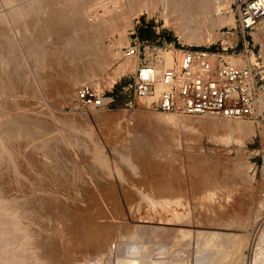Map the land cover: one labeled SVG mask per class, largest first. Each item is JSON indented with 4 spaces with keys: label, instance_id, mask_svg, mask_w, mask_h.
<instances>
[{
    "label": "bare ground",
    "instance_id": "6f19581e",
    "mask_svg": "<svg viewBox=\"0 0 264 264\" xmlns=\"http://www.w3.org/2000/svg\"><path fill=\"white\" fill-rule=\"evenodd\" d=\"M2 2L5 5L10 6L9 7L10 10L8 9L9 12H7V14L0 15V264H60L59 259H58L60 251L57 248H53L52 246H51L52 247L51 249H50V247H47L48 246V245H46L47 243L45 244L41 240V238H43V237L39 238V235H38L40 232L42 233V231L34 228L35 225L33 226V224L35 223L34 221H37V220L39 221L40 219H43V222H45V220L47 221V219H48L49 222L52 223L53 219L50 221V218L52 216L60 217L62 219L63 217H69L67 215V213L68 212L71 213V211L69 210L67 212V211L64 210V209H66V208H63V206H62L64 200L62 201L59 198V195L62 193L61 191H59V193L61 192L59 195H58V193L54 192V193H56L58 195L57 196V195H55L53 193H48V191L45 189V187H47L48 184H46V186L43 188L46 191L42 189V187L45 184L43 186L41 185L42 187L40 186V188H38L39 185H38V187L35 186V184H34L35 182L34 181L36 179L34 180L33 178L36 177V174H35L37 172L36 170L34 171L35 175L33 174L35 177L32 176V173L30 174L31 177H33V178H30V179H33V180H30V179L27 180L26 179V175L23 173L25 175L24 176L21 173L22 172L21 169H23V168L26 169L25 166L29 167L31 170L38 169V168L40 169V164H39V167L38 166L34 167L36 165H34L35 163L32 160L27 162L28 159L26 161V159L23 158L24 156L22 155V152H23L22 150H24L23 154L25 153L26 150H28V151L31 152V155L32 154L34 155L37 152L43 153V151H45V152H47V154H44L45 153L44 152L43 155L42 154L40 155V158L43 159V158H45L44 155H46V156L49 155L48 153H50L53 148H57V146L59 145L58 143H60V142H61L60 143L61 144L60 147L65 144L71 149V152H73L74 154H77V152H79V150H81V149L75 148V147H77V146H80L81 148L84 147L83 151H85V153L83 152V153L80 154V156L79 155L78 156H79V158L82 156V154H86L88 156L89 161H90L88 163L91 164V167H92L91 169H93V173H94V171L96 173H94V174L91 173L90 172L91 170L90 171L87 170V171H89L91 174H93L92 178L95 177V179L93 178L94 181L97 180V179H99V181H102V180H100V178H97V175L99 174L98 172L101 171V173L99 175H101L102 173H106L104 175H107L108 172H111V171H108L110 169V165H109L108 161L103 160L101 158V156L99 157V155H97L98 154L97 150H96V152H97L96 153L95 149H93V147H91L89 145H85V142H82L79 139L81 137V134L85 132V131L83 132V129H79L78 127H77L78 128L77 129L75 127V125H72V124H69V125H68V123L65 124V121L63 123H62V121H59L60 123H62V125H63L65 130L63 132L62 131L63 127L61 126L62 129H60L61 130L60 133L63 132L61 134L62 137L60 135L56 134L58 136V142H57V137H55V136L53 137V135H55L54 133H58V132L57 131L54 132L55 129L52 130L53 129L52 128L51 129L53 131V133H52V131L49 130V128H50L49 125H47L48 126L47 130H49L52 134H49V135L46 136L47 140L44 139V137H43L44 133L47 134L49 132V131L46 132L47 130H46V126H45L46 123H47L45 121L47 119L44 117L45 116L44 114H42L43 116H41V117H35L34 116L35 115V113H34L35 111L33 112L32 110H29V111L25 110V112H24V110H22V109H25L22 106L23 105V101H24V98H23L24 97V93L23 92H25L24 90L29 92V95H30V92H35V91H33L36 88L35 84H38L37 85L38 88H39V84H40V87L42 88V92H44L45 94H47V95L52 97L53 94H55V90H57L58 85H59L60 89H61V92H62L61 94H62L63 101L66 102V103L67 102L70 103L72 101V99L75 97L77 89L81 86V84L87 82L88 80H91L92 79L91 77L95 78V76L97 75V72L98 73H99V71L102 72L101 70H104L105 68L109 69L110 67H112L113 61H116V59H119V57L121 56V52L119 50H120L121 46H123V45H125L127 43V40H128L127 39L128 30L130 28H134L133 25H136V23H137L136 20L140 19V16L142 14H148L149 18H153L154 16L158 15L159 18H161L162 20L165 21V25L168 28L172 29L178 36L181 35V37L184 40V42L189 43V44H193V45H197V46H203V45H206V44H210L211 42H215L218 38L223 41V40H225L227 38L226 37L227 34L224 33V32L217 33L216 30L218 28L222 27V26L235 25L234 12L231 10V7H230V5L232 3H234V2H232V0H2ZM47 9H48V11H47ZM45 13L48 16H46ZM29 19L30 20L32 19L31 20L32 22ZM130 20L133 23H131ZM10 27L11 28L12 27H21V29H22L21 31L23 32V35H22L23 37L21 36L22 39H21L20 43L18 41H16V39L13 37L14 35L12 33H15V32L13 30L11 32ZM13 29H15V28H13ZM258 29H259L260 33L264 34V19L260 21V23L258 25ZM109 34H113V35L116 34L118 36V39L115 38L116 39V40H114L115 42L113 44L111 43L110 46H108L109 43H108V45H105V43H104L105 37L107 35H109ZM52 36L54 37V39H56V41L59 40L58 43H60V45H62L63 50H61V49L59 50L58 49L60 47L59 45H58L59 46L58 48L57 47L55 48V46H53V48H52L51 45L49 46V44H51V43H49L48 41H49V39ZM19 38H20V36H19ZM255 40L256 41H260L261 40L260 36L256 35L255 36ZM51 41H53V39ZM225 41H223V42H225ZM52 43H54V42H52ZM57 44L54 43V45H56V46H57ZM23 52H24V54H27L29 56L28 57L29 60L33 61V63L36 65L37 69L38 68H43L44 66L45 67L48 66L47 68H49L50 65H52V67L54 65L58 66V65H61V63L64 64V65L66 63V65H67L68 64L67 60H69L71 62V64H72V68H75V64L77 63L76 65H79V67L81 66L80 70L81 69H83V70L82 71L78 70L79 67L76 66L78 71L77 70L72 71L73 73L72 72H68L69 73L68 76H67L68 79L66 78V76H65L66 74L64 73L65 74L64 76L66 78L65 81L63 80V81H60V83H58L57 81L53 80V78H55V76H56V78L58 77L57 74H56V72L58 70L57 66H54V67H56V70L52 69V70L56 71V72L54 71L56 75H54L52 73L53 74L52 76H54V77H51V75L48 72V74H46V73L45 74L47 76L50 75V77L48 76V78H47V76H46L45 78H43V81L40 78L41 81L37 80L38 83H35L36 81L34 82V81H31V79H30L32 76L29 78L30 74H32V73L29 74L27 72V67L28 66L26 67V64L24 62L25 58L23 59V57H22V55H23L22 53ZM119 52H120V54H119ZM25 57H26V55H25ZM227 59L231 63H233V64H235V65H237L239 67H243V66H245L247 64V62L245 60H243V58H238V59L227 58ZM29 60H28V62H29ZM63 61H66V62L63 63ZM78 62L79 63L81 62V63L79 64ZM170 62H171V59H170V57H168V64ZM137 64H138V62H136V61H135V63H132L131 59H129V60L126 59L124 62H122L121 64L117 65L116 70H113L114 72L113 71L112 72L115 73L114 75H116V77L121 75V74H124V73H126V72H128L130 70L134 72L136 70V68H137ZM64 65H62V66L65 67V68H68V66H66V65L64 66ZM69 66H70L69 68H71V65H69ZM36 67L34 66V69H36ZM46 70L49 71V69H46ZM72 70H74V69H72ZM31 71H33V70H31ZM66 71H68V69ZM70 71H71V69H70ZM35 72H36V74H34L35 77L36 78L39 77L40 75L38 76V73H41V72H39V71H38V73H37V71H35ZM45 74H44V76H45ZM102 74H103V72H102ZM62 77H63V75H62ZM105 77H106V75H105ZM27 78H29L30 82H33L34 84L28 83L27 81H29V80ZM26 79H27V81H26ZM114 79H116V78H114ZM33 85H34L35 88L34 87L31 88V86H33ZM22 87L25 88V89L23 88L24 89L23 91H22ZM38 88H37V90L40 91L41 88L40 89H38ZM27 92H25V93H27ZM22 95H23V97H22ZM32 95H33V93H32ZM34 95H36V94H34ZM25 96H26V94H25ZM261 98H262V100H264V92L262 93ZM24 102H26V101H24ZM143 102H145V101H143ZM26 111H28V112L26 113ZM30 111H31V113L33 112L34 114H30L29 113ZM28 113L31 116L28 115ZM32 115L34 117H32ZM36 115L38 116V114H36ZM39 115H41V114H39ZM85 115H88V114H85ZM42 117H44L46 120L45 119H41ZM100 117L101 116H99V115H97L95 113V114H93L92 119L93 120H100L101 119ZM179 117L182 118V116H180V115H174V114H168V113H163V114H161V113H158V114H156V113L155 114H153V113L151 114L150 113L149 114L148 113V115L147 116L145 115L144 118L141 117L142 118V122H141L142 124H140L135 129H131L130 131L127 130V133H124V131L122 130V133L124 135V136L123 135L122 136L124 137V139L122 137L121 138L125 142L127 141V143L129 145H130V142H131V144L134 142V144H133L134 147H132V149H130V151L133 154H130V152L124 153L123 152L124 149L121 150L122 152H120V154L116 153L118 155L117 156L118 158H116L115 154H114V157L116 159H118V160H115L117 162H114V164L117 163V165L115 164L114 167H117L118 172H116V173L118 174L119 178L121 179V182L124 179L122 176H126L127 177V172L124 173V174L122 172L124 169H125L124 171L127 170V171L132 173V174L128 173L129 176H130V174L137 176V175H139L138 173H140V171H138L139 167L143 168L144 170H148L149 171L148 173H150V171H152L153 169L159 170L162 167V166H160L158 164H154V163L153 164L152 163L151 164H147V163L151 160L150 156H151V158L153 157L155 159L156 158L158 159V158H161V157H165V156H163V153L160 150H156L157 147H155V144L157 143V140L159 138H162L163 136L166 137V134H168V132L170 133V131L174 132V133L173 132L170 133L173 136L171 138L174 139L177 136V135L174 136L173 134H176L175 131H178L177 130V127H178L177 123H180V122H178L179 121L178 119H181ZM190 117H196V118L199 117L200 118L201 116H190ZM202 117L203 118L204 117H209V118L212 117L213 118V116H202ZM85 118H86V116H85ZM87 118H88V116H87ZM108 118H110V117H108ZM213 119H217V117H214ZM219 119H221V120L222 119L231 120V119H228V118H219ZM43 120H45V121H43ZM85 120H88V119H85ZM241 120H243V119H239L238 122H236V128H237V131H241V132L243 131L244 132L249 127L247 128L248 124L245 125V123H243V121H241ZM47 121H49V120H47ZM107 121H109V119ZM231 121H235V120L232 119ZM246 121H248V120H246ZM73 124H74V122H73ZM118 124L119 123H117V125ZM117 125H116V127H117ZM168 125L174 126V130L175 131L173 130V128L172 129H171V127L169 128ZM167 127H168V130H170V129L171 130L168 131ZM165 128H166L167 131L164 130ZM113 131H114V129H113ZM117 131H118V127H117ZM165 131H166V133H165ZM110 132H111V129H110ZM79 133H81V134L79 135ZM116 133L118 134V132H116ZM162 133L163 134L165 133V134L162 135V137H160V135ZM88 134H90V133H86V135H88ZM115 134H114V136H116ZM76 135H78L77 136L78 138L75 137ZM82 135H84V134H82ZM111 136H113V135H111ZM118 136H119V134H118ZM83 137L81 138L82 140H84V141H86L85 139L88 140V137L87 138L84 137L85 139H83ZM177 137H178L177 141L179 142V138L180 137L179 136H177ZM41 138L43 139V142L39 143L38 140H40ZM114 138H116V137H114ZM52 141H54V143L57 142V144H56L57 146L55 145V147L51 148L52 145H50V144L51 143L53 144ZM113 141H115V140L113 139ZM124 141H122L123 143L121 142L122 145L124 144ZM158 142H159V140H158ZM175 142H176V140H175ZM62 143H64V144L62 145ZM127 143H125V144H127ZM172 143H174V142H172ZM166 144H168V143H166ZM72 146H75V147H73L74 149H76V150L79 149V150L73 151L72 150ZM161 146H163V145H161ZM23 147L26 150L22 149ZM122 147L125 148L124 146H122ZM163 147H166V146H163ZM163 147H160V148H163ZM169 147H170V145H169ZM169 147H167V149H169ZM172 147H173V144H172L171 148ZM64 148H66V146ZM130 148H131V146H130ZM174 148H173V150H174ZM144 149H147L146 153L149 150V153H147V155L150 154L148 156L149 159L147 158L148 162H147V159L144 160L146 162H143V160H142V158L143 159L146 158V156L143 157V155H146L145 152L142 154ZM39 150H42V152L39 151ZM60 150L61 149L58 148L57 152L59 151L61 153ZM126 150H125V152H126ZM34 151L36 153H33ZM53 151H56V149H53ZM66 151L64 150V152H66ZM150 151L152 153H150ZM68 152L70 153V150ZM80 152H82V151H80ZM164 152H165V150H164ZM167 152H169V151H167ZM53 153L54 152H52V154ZM62 153H61V155H62ZM67 153H66V155H67ZM69 153H68V155H70ZM37 154H36V156H37ZM141 154H142V158H140ZM31 155L28 154L27 157L31 156ZM53 155L52 156L50 155L51 158L53 157ZM55 155H56V152H55ZM58 155H59V153H58ZM132 155H134L136 157V158L133 157L136 160L135 162L133 161L134 159L132 160ZM36 156L34 158H36ZM41 156H43V157H41ZM78 156H77V158H78ZM59 157L60 156H58V158ZM67 157H68V159H70V156H67ZM168 157L169 156H167V158ZM46 158L48 160L49 157L47 156ZM53 158L54 159H58L56 157H53ZM77 158H75V159H77ZM82 158H84V155L82 156ZM170 158H172V157H170ZM29 159H30V157H29ZM162 159H164V158H162ZM38 160L41 161L40 159H38ZM59 160H60V158H59ZM59 160H57V161L59 162ZM77 160H76V162H77ZM87 160L84 159L85 164L83 163L84 162L83 161V162H81V164H73V165H76V166L77 165L78 166L82 165L83 166V164H84L85 166H87L86 165V161ZM170 160L171 159H169V162H170ZM57 161H55V163L53 162L54 163L53 164V168L52 167H50V168L55 169L54 165L57 164L56 163ZM68 161L66 160L65 162L68 163ZM174 161H176V160L174 159ZM42 162L43 163L41 164V166L43 167V169H48L50 164L52 165V163H50L52 161H50V162L42 161ZM106 162H108V163H106ZM118 162H119V164H118ZM66 163H65V166H68ZM56 166H57V168H59L60 165L57 164ZM65 166H63V168L61 166L60 167L63 170ZM69 166L71 167V165H69ZM108 166H109V169H108ZM119 167L120 168L123 167L124 169L120 170ZM73 168H72V170H73ZM78 168L83 169L84 167L83 168L82 167H78ZM87 168H89V167H86L83 170H85ZM24 169H23V171H24ZM52 169H50V170H52ZM65 169H64L65 171L69 170V172H71V170H70L71 168L65 167ZM50 170H47V171H50ZM56 170H58V169H56ZM60 170L56 171L55 173L60 172ZM74 170H75V168H74ZM76 170L79 171L78 169H76ZM26 171H28V170L26 169L25 172ZM65 171H62V173L61 172L60 173L63 175V172L65 173ZM154 171H153V173L157 172V171L156 172H154ZM29 172L30 171H28V175H29ZM38 172L40 173L39 170H38ZM38 172H37V174H39ZM52 172H54V171H51V173ZM80 172H81V170H80ZM113 172H115V171H113ZM10 173L13 175L12 177L15 178V179H10L9 178L10 177L9 176ZM51 173L49 172L50 175H51ZM55 173H54V176H52L53 174L51 176H52V178L56 177V180H58L57 177H59V176L55 175ZM73 173H75V172H73ZM73 173H69V174L73 175ZM21 174H22V176H21ZM41 174H39V175H41ZM44 174H45V171L43 172V176H44L43 178H45ZM78 174H80V173H78ZM109 174H112V173H109ZM75 175L76 174H74V176H73L74 180H77L78 177L75 179V177H76ZM94 175H96V176H94ZM46 176L48 177L49 175L47 174ZM73 177L71 176V177H69V179L73 178ZM38 178H39V176H38ZM48 178H46V179H48ZM61 178H62V176L60 177V179ZM87 178L90 179L91 176L87 177ZM101 178H104V176L102 175ZM133 178H135V177H133ZM53 179H55V178H53ZM67 179L68 178L66 177L65 180H67ZM107 179H106V182H107ZM86 180H88V179H85L84 181H86ZM108 180L110 181V179H108ZM131 180L132 179H130V181ZM12 181H14V182H12ZM15 181H16V184L14 185L13 183H15ZM67 181H69V180H67ZM90 181L92 182L93 180H90ZM103 181H105V180H103ZM103 181L100 184H103ZM162 181L160 182V184L162 183V185H163ZM48 182H49V179H48L47 183ZM112 182H110V183H112ZM165 182H164V184H165ZM176 182H177V180H176ZM40 183H41V181H40ZM55 183L58 184V182H55ZM95 183L96 182L91 183V184L94 185ZM155 183L157 184V182H155ZM52 184L53 183L49 184V186L53 187L55 185V184L54 185H52ZM69 184L72 185L71 183H69ZM84 184H86V182ZM106 184H108V182ZM160 184H158V185L161 188L162 186ZM167 184H169V183H167ZM175 184L176 183H174V185ZM75 185H72V186L74 187ZM79 185H78V188H79ZM121 185H122V183H121ZM123 185H124V183H123ZM204 185L206 186L205 183H204ZM102 186H100V187H102ZM115 186L117 187V185H115ZM52 187H50V188H52ZM68 187H70V186H68ZM73 187H71V188L73 189ZM95 187H93V188H95ZM50 188L47 187L48 190ZM156 188L160 192V188L159 187H156ZM53 189H54V187L52 189H50L49 191L51 192V190H53ZM62 189H65V188H62ZM96 189H97V187H96ZM105 189H108V188H105ZM55 190L57 191V188ZM58 190H59V188H58ZM79 190H80V188H79ZM154 190H156V189H154ZM89 191H91V190H89ZM158 191H156V192H158ZM65 192H67V191H65ZM167 192H168V190H167ZM76 194H75V196H77ZM93 194H94V192L92 193V195ZM79 196H80V194H79ZM82 196H84V195H82ZM95 196H97V195H95ZM135 196H136V194H135ZM73 197H74V195H73ZM131 197L132 196H129L126 199V200H128V202L130 204H131V202L133 200V198H131ZM65 198L67 199V197H65ZM68 198L70 200H72V198H70V197H68ZM98 198H99V196H98ZM101 198H102V196H101ZM209 198L207 196H205V198H204L205 201L204 200L203 201L206 203L205 205L207 206V209H206V211L205 210L202 211L203 209L201 211H199L201 214H207L213 208L214 205H211L212 204V202H211L212 199L209 200ZM74 199L75 198H73V200ZM104 199H103V201H104ZM93 200H95V199H93ZM99 200H100V198H99ZM66 201L67 200H65V203H66ZM79 201L81 202L80 199L78 200V202ZM75 202L77 203V200ZM96 202H94V204ZM81 203H83V202H81ZM81 203H79V204H81ZM84 203H86V202H84ZM159 203H161V202H159ZM67 204L71 205L70 203H68V201H67ZM154 204H156V203H154ZM98 205H100V203ZM171 205H173V203L166 202V205H164V207L165 206H171ZM75 206L76 205L74 204L73 207H75ZM89 206H91V205H89ZM153 206L155 207V205H153ZM150 207H152V206H150ZM239 207L244 209L245 205L243 204V206H242L240 204ZM85 208H86V206H85ZM93 208H95V207H93ZM134 208L135 207L127 208L126 211L124 212V216L126 217V219H125V222H124V220L122 222H124V224L129 225L128 227L131 228L130 232H128V233H131V231L133 230V232H137V231H139V232H148V231H150L151 232V231H153L155 234H159V233H167L168 234V232H166V231H169V233L170 232L174 233V234L175 233L176 234L180 233L182 235V234H186V233H192L194 231L196 232V228L199 227L200 224L201 225H205L206 228L208 227L210 229H214L216 227L230 228V230L234 229V228L231 229L233 226H225V225H218V224L216 226L214 224L213 225H211V224L208 225L207 223H205L206 220L204 219L203 216L198 215V216H195V217H191L192 214L190 215L189 208L186 209V210L184 209L185 210L184 212H178V211H175V210H167V211H169L171 213V215H166L165 214L164 215L165 217L163 215L157 216V213H156V216L152 215V212H150L151 210L150 211H146L144 214H142V213L140 214V212H139L140 209L135 210ZM106 210H108L109 213H110V211L112 209H106ZM261 210L262 209H260V208L257 209L256 210L257 213L254 214V215H256V216L262 215L261 214L262 213ZM75 211H77V210H75ZM94 211H96V210H94ZM102 211H103V209H102ZM90 213L91 212H89V214ZM97 213H98V210H97ZM118 213H120V212H118ZM195 213H196V211H195ZM72 214H74V213H72ZM81 214H83V212ZM103 214H104V211H103ZM106 214H104V215H106ZM111 216L113 217V215H111ZM114 216L117 217V215H114ZM71 217L69 219H71ZM121 217H123V215H121ZM121 217L118 216L117 220L122 219ZM85 218H87V217H85ZM94 218H96V217H94ZM98 218H101V217H98ZM98 218H97V220H98ZM109 218H111V217L108 216V219L106 218L105 222H107V223H116V225L117 224H121V222H119L117 220L115 221V219H114L115 217H113V219H109ZM188 219H190V220H188ZM55 220H58V219L56 218ZM73 220H75V218ZM253 220L254 221H252L251 223H250L251 220L248 221L247 224L250 223L251 226L252 225L253 226L256 225L255 226L256 228L258 226H260L259 224L262 222L260 219H253ZM58 221H59V223H58V225H59L60 224V220H58ZM65 221L66 220H64V222ZM80 221H82V220H80ZM91 222H89V223H91ZM233 222L235 224V220H232V224H233ZM239 222H241V220ZM166 223H174V225L175 224H178V225L181 224V227H175L174 226L173 228H170V227L166 228L165 226H163L164 224L166 225ZM53 224L54 223H52V225ZM61 224H63V223L61 222ZM70 224H72V223H70ZM78 224H80V223H78ZM124 224H123V226H124ZM229 224H231V223H229ZM38 225H41V224L39 223ZM47 225L45 227L49 226V225L48 226ZM58 225H57V228H58ZM76 225H77V222H76ZM80 225H82V224H80ZM184 225H185V227H186V225H188V226L193 225V228H192V230H190V229H182L184 227ZM242 225H244V224H242ZM41 226H43V225H41ZM50 226H51V224H50ZM109 226H111V225H109ZM35 227H38V226H35ZM237 227H240V226L238 225ZM41 228H44V226L41 227ZM61 228H62V225H61ZM126 228H127V226H126ZM47 229H49V227ZM51 229H52V227H51ZM41 230H43V229H41ZM61 230H63V228ZM96 230H97V228H96ZM102 230H104V229H102ZM64 232L66 233V231H64ZM78 232H79V228H78ZM200 232L201 231L199 230L197 233H200ZM48 233H52L53 234V232H51V231L50 232L48 231ZM48 233L46 231V233L44 232V235L48 234ZM205 233H207V239L208 238L213 239V242H212V240H210L209 242H205L206 240H204L205 245L203 246V248H201L202 250L200 251L199 250L200 247H199L198 251H200V252L198 253L197 249H196V253H198V254L196 256L195 264H218L220 262V260H218V259H220L219 257L221 255L219 253L220 256L217 258L218 254L212 252L213 250L218 249V248L214 249L213 248V244H216L215 246H217V245L220 246L221 244H226L229 241H231V242H229L230 243L229 246L232 245L231 247H233L236 244L232 243L234 241H232L231 238L235 240L234 237H236L238 234H236V233L235 234H229V232L228 233H226V232L223 233V232H218V231H214V232L208 231V232H205ZM237 233H238V231H237ZM53 235H55V234H53ZM56 235H59V234L56 233ZM81 235H83V234L81 233ZM121 236H123V235H121ZM121 236H118V238L119 237L121 238ZM203 236H204V234H203ZM257 236H258V234H257ZM45 237H47V235ZM262 237H263V239H261V240H263L262 242H264V236L262 235ZM47 238H49V237H47ZM53 238H54V236H53ZM61 238H62V236H61ZM101 238L102 237H100L99 239L101 240ZM203 238L204 237H202L200 239H203ZM242 238H245V236L240 235V238L238 237V240H240ZM260 238L261 237H259V240H260ZM44 239L46 240V238H43V241H44ZM55 240H56V242H58L57 239H55ZM198 240H199V238H198ZM215 240H217L218 242H215ZM49 242H50V240H49ZM99 242H101V241H99ZM240 242H241L240 243L241 248H240V246H238V250H237V246L235 248L233 247L235 250H237L238 254H236L237 257L235 256L236 258L233 261L231 259L232 262L230 264H264V256H261L259 254L260 252L257 253V251H256L257 249L256 248H255L256 252L254 254H252V256L247 257V258L244 257L243 256V247H244V245H242L243 240H241ZM103 243L106 245L105 240H104ZM201 243L203 244V242H201ZM123 244H125V243L123 242ZM128 244H131V243L128 242V243L125 244L127 248H129ZM141 244H143V243L140 242V244L139 243L138 244L134 243V245L131 244L130 248L127 251L123 250V248H122V250L125 251L126 253L125 252H124L125 254L122 253L123 255L119 254V253H118V255L116 254V257L119 256L120 259H119V257H117L118 258L117 262L114 261L115 262L114 264H116V263L117 264H174V263H176V264H188V262H186V260L185 261L183 260L185 257L183 259H180V258L179 259H172V255L168 254L166 256V254H164L162 248H160V249H157V248L156 249H150L149 247H142L143 245L139 246ZM112 245L113 244H111V246ZM61 246H62V244H61ZM46 247L48 248L47 250H46ZM118 247H119V245H118ZM221 247L222 246H220L219 249H221ZM225 247H227V244L225 245ZM228 247H227V249H228ZM110 248H113V247H110ZM233 248H232V250H233ZM222 249L224 250L225 248L222 247ZM41 250H42V253L39 254V251H41ZM110 250H112V249H110ZM116 250H118V248ZM223 250H221V251H223ZM118 252H119V250H118ZM224 253H226V252H224ZM106 254H108V253H106ZM73 255H74V253H73ZM120 255H122V258H121ZM191 255H192V253H191ZM262 255H264V254H262ZM111 256H113V253H112ZM232 256H233V254H232ZM221 259H223V258H221ZM87 263H89V262L87 261ZM61 264H63V263H61Z\"/></svg>",
    "mask_w": 264,
    "mask_h": 264
},
{
    "label": "rangeland",
    "instance_id": "374dc122",
    "mask_svg": "<svg viewBox=\"0 0 264 264\" xmlns=\"http://www.w3.org/2000/svg\"><path fill=\"white\" fill-rule=\"evenodd\" d=\"M232 2H234V0H232ZM232 4L230 5V7H231V10L234 12L235 25H237V17L238 16H237V12L235 11V6H232ZM9 7L10 6L5 5L2 2V0H0V12H1L0 15L7 14V12H9V10H10ZM47 11H48V9H47ZM47 14H46V16H48ZM136 22H137L136 25H133L134 28H130L128 30V32H127V39H128L127 43L125 45L121 46V48L119 50L120 52H121V49L123 47L127 46L129 44V42L131 41V39L133 37H135V35H132V33L134 31L136 33V36H138V38L140 39V41L149 42L150 44H152V45H154L156 47H160V48L167 49V50H175V49L178 50V49H181L183 47L197 46V45H193V44H189V43L184 42V40L182 39L181 35L178 36L172 29L168 28L165 25V21L162 20L161 18H159L158 15L154 16L153 18H149L148 14H142L140 16V19L136 20ZM131 23H133V22L131 21ZM235 25L222 26V27H220V28H218L216 30L217 33H219V32H221V33L222 32H227L228 30H231V33H233V35L229 39L226 38L227 39V40L225 39L226 41L223 40L225 42H223L221 39L218 38L215 42H211L210 44H206V45H203V46H200V47H209V46H211L212 48H220L221 49V42H223V44H227V43L231 44L232 43L234 46H236L235 50L237 52H242L244 50V42H243L240 34L235 33V27H236ZM13 28H15V29H13ZM10 30H11V32H12V30L15 32V33H12L14 35L13 37L16 39V41H18L20 43L21 39H22L21 36L23 35V32L21 31L22 30L21 27H12V28L10 27ZM256 35L260 36V38H261L260 41L261 42L255 40V36ZM19 36H20V38H19ZM227 36L228 35H226V37ZM52 37L48 41L49 43H51V44L48 43L49 46L51 45L52 48H53V46H55V48L56 47L58 48L60 46L58 49L59 50L60 49L63 50L62 45H60V43H58L59 40L56 41V39H54V37L53 38ZM115 38L118 39V36L116 34L115 35H113V34L107 35L105 37V40H104L105 45H108V43H109L108 46H110L111 43L113 44L115 42L114 40H116ZM52 39H53V41H51ZM228 40L230 41V43H229ZM247 40L250 42L251 47H252V45L254 43V46H255L254 51L255 52H257L260 49V46L264 47V34L260 33V31L258 29V26L253 31L252 36H249L247 38ZM52 42H54L55 44L58 43L57 46L54 45V43H52ZM120 52H119V54H120ZM22 54H23L22 55L23 59L25 58L24 62L26 64V67L28 66L27 67V72L29 74L30 73L33 74V75L30 74V76L29 75L28 76H29V78L32 76L30 79H31V81H34V82L36 81L35 83H38L37 80H39V81L42 80L43 81V78H45L47 76L46 74H48V72L51 75V77H54V76H52L53 74L54 75L57 74L58 77L56 78V76H55V78H53V80H55L58 83H60V81H63V80L65 81L66 78L68 79V77H67L68 74H69L68 72H72V71L77 70L76 66L79 67V65H76L77 64L76 63L75 64V68H72L71 62L69 60H67V63H68L67 65L65 63L66 61H63V63H65V65L68 66V68L63 67L62 65H64V64H62V63H61V65H58V66L54 65V66H57V69H58L57 72L55 71L56 67H54V66L52 67V65H50L51 68L50 67L47 68L48 66H46V67L44 66L43 68H38L37 69V67L33 63V61L29 60V58H28L29 56L27 54H24V52ZM229 54H231V50H230ZM25 55H26V57H25ZM28 60H29V62H28ZM124 61L125 60L122 59V57L120 56L119 59H116V61H113L112 67H110L109 69L105 68L104 69L105 71L101 70L103 72V74H102V72L99 71V73L97 72V75L95 76V78L91 77L92 78V79L90 78L91 80H88L87 82L81 84V86L84 85V84H92L94 87H96V88L98 87V89H100L104 93V97L105 98L113 97L114 98V103L112 105L111 111H98L97 110V111L93 112V111L82 110V109L78 108L75 105L74 98L72 99V101L70 103L69 102H67V103L64 102L63 98H62V94H61L62 92H61V89H60L59 85H58V88L56 87L57 90H55V94H53L52 97L47 95V94H45L44 92H42V88L40 87V84H39V88L37 87L38 84H35L36 88L34 87V85L31 86V88L32 87L35 88V90H33L35 92H30V95H29V92L24 90L25 88L22 87V91L24 90L25 92H27V93L23 92L24 93V97L22 95V97L24 98V101H26V102L23 101V105H22L25 108V109H22V110H24V112H25V110H28V111L32 110L33 112L35 111L34 112L35 113V115H34L35 117H41V116H43L42 114H44L45 115L44 117L47 120H49V121H47L44 117L41 118V119H45L46 121L45 120H43V121L47 122L46 125H45L46 126V130L48 128L47 125H49L50 126L49 130H51L53 128L52 130L55 129L54 132L55 131L58 132V133H54L55 135H53V137L54 136L57 137V142H58V136L57 135H60L62 137L61 134L65 130L63 125H62V123L64 121H65V124L66 123H68V125L72 124V125H75L76 128L78 127L79 129H83V132L84 131L85 132L82 133V134H84V135L79 133V135L81 134V137L79 139L82 142H85V145H89V146L93 147V149H95V152L97 150V152H98L97 155H99V157L101 156V158L103 160H106V161L109 162L110 169H109V166H108V169H109L108 171H111V172H108V174L112 173V174H109V175L108 174L104 175L106 173H102L101 175H99L101 173V171L98 170L99 174L97 173L98 174L97 178H100V180H102V181L105 180V181H103V184H100L102 181H99V179H97V178H96L97 180L94 181L95 177H93L94 178L93 179L92 175L94 173H96V172L94 171V173H93V169H91L92 168L91 164L88 163V162H90L88 156L86 154H82V156L84 155V158H82V156L79 158L81 153H83V152L85 153V151H83V149H84L83 146L84 145L82 146L83 148H81L80 146H77V147L72 146V150L73 151L76 150L73 147L81 149V150L77 149V150H79V152H77V154H74L73 152H71V149L67 145H65L64 143H62V145L64 144L68 150L66 148H64L65 147L64 145H63L64 147L61 146L63 149L60 147V145H61L60 141H59L60 143H58L59 144L58 146L56 145L57 142L54 143V141H52L54 145L51 143L50 144V145H52L51 148L55 147V145L57 146V148H53V149H56V151H53V149H52V151L50 152L51 154L48 153L49 154V155H47L49 157L48 160L46 158L47 157L46 155H44V157L46 159L45 158H43V159L40 158V155L41 154L43 155V153L45 151H43V153L37 152L38 154L34 151L33 153H36L37 156L39 157L38 158L36 156V154H34V155L32 154L31 155V152L26 150L23 147L22 149L26 150L25 151L26 154L25 153L23 154L24 150L21 149L23 151L22 152V155L24 156L23 158H25L26 161L28 159L27 162L32 160L35 163L34 165H36L34 167H37V166L39 167V164H40V169L39 168L38 169H33L32 168L33 166H32L31 168L33 170H31L29 167L25 166V168L28 171H30L29 175H28V171H26L27 172L26 173L25 172L26 169H24V168H23L24 171H23V169H21L22 172L21 171L20 172L22 174L24 173L26 175V179L27 180L30 179V178L35 177L34 175L36 174V177L33 178V179L34 180L36 179L34 181L35 182L34 184H35L36 187H38V185H39L38 188H40V186L41 185L43 186L44 184L45 185L43 187L41 186L42 189L46 186V184H48L47 187L50 188L52 186H49V184H51V183H53L52 185L55 184L56 186L55 185L53 186L54 187V189H53L54 191L53 190H51V192L49 191L53 187L50 188L49 190L47 189V187H45V189L48 191V193H53L55 195H57L56 193H58V195H59L62 192L59 195V198L62 201L64 200L62 206H63V208H66V209H64L65 211H67V212L69 210L71 211V213L70 212L67 213V215L69 217H63L62 219L60 217L52 216L50 218V221L52 219L54 220V221L52 220V223H54L53 225H52V223L49 222L48 219H47V221L45 220V222L46 223L48 222L47 224L49 226L45 222H43V219H40L39 221L37 220L38 222L34 221L35 223L33 224V226L35 225V226L39 227L38 228V227L34 226V228L42 231V233L39 231L42 235L38 232L39 233L38 234L39 238H41V237L46 238V240L44 239V241H43V238H41V240H42L43 243H45V244L47 243L46 244V245H48L47 247H50V249L52 247L53 248H57L60 251L59 257H58L60 264L61 263H63V264H79V263L80 264H114L115 262H117V259H118L117 257H119V256L116 257V254L117 255H118V253L119 254H122V253L125 254L126 253L125 251H127L130 248L131 244H133V245H134V243H137V244L139 243L140 244V242L143 243V244H141L139 246L143 245L142 247H149L150 249H156V248L160 249V248H162V250H163L164 254H166V256L168 254L172 255V259H179V258L183 259L185 257L186 259L184 258L183 260L184 261L186 260V262H188V264H190V263L191 264H195L196 256L202 250L201 248H203V246L205 245V242H209L210 240H212V242H213V239H210V238L207 239V233H205V232H208V231H212V232L218 231V232H223V233H225V232L228 233L229 232V234H235L236 233L238 235L236 237H234L235 240L231 238V240L234 241L232 243L236 244L233 247L235 248L237 246V250H238V246H240V248H241V245H240L241 242L240 241L243 240L242 245H244V247H243V256L244 257H246V258L250 257L256 251H257V253L260 252L259 254L261 256H264V255H262V254H264V245H263L264 242H262L263 240H261V239H263L262 235L264 236V207H263L264 206V122L255 123V122H252L250 120L246 121V120L243 119L241 121H243V123H245V125L248 124L247 128L248 127L249 128L246 129L244 132L243 131L241 132V131H237V128H236V122H238V120H235V121H231L232 119L231 120H227V119H222L221 120L219 118L213 119L214 117L213 118L212 117H210V118L209 117H204L203 118L202 116L200 118L199 117L196 118V117H190L188 115H183L182 118L179 117L181 119H178L179 120L178 122H180V123H177L178 124L177 125L178 126L177 127L178 131L174 130V126L168 125L169 128L171 127V129L173 128V130L175 131L176 134H173V135L174 136L177 135V136L180 137L179 138V142L177 141L178 140L177 136L174 138L176 140V142H175V140L173 138H171L173 136L170 133L173 132V131H170L171 129L168 130V127H167V130L170 131V133L168 132V134H166V137H164V136L162 137V135H164L166 133V131H167L166 128H165L164 129V130H166L165 133L164 134L162 133L160 135V137H162V138L158 137L159 138L158 139L159 142L157 140V143L155 144V147H157V149L156 148L155 149L156 150H160L163 153V156H165V157H161V158H158V159L156 158L155 159L153 157L151 158V156H150L151 160L148 162V159H149L148 156L150 154L147 155V153H149V150L146 153L147 149H144L143 152H142V154L145 152L146 155H143V157L146 156V158L143 159L142 158V154L140 155V158H142L143 162H146L144 160L148 158L147 159V162H148L147 164H151V163L152 164L153 163L154 164H158V165L162 166L161 167L162 169L161 168L159 170L153 169L152 171H150V173H148L149 172L148 170H144L143 168L139 167L138 171H140V173H138L139 175L135 176V175H131L132 173L127 171V170L124 171L125 169L123 167H121V168L119 167L120 170L124 169L122 171L123 174L127 172V177L126 176H122L124 178V179L122 178L123 181L124 180L125 181L121 182V179L119 178L118 174L116 173V172H118L117 167H114L115 164L117 165V163L114 164V162H117V161H115V160H118V159H116V158H118L117 154L118 153L120 154V152H122L121 151L122 149H124L123 150L124 153L130 152V154H133L130 151V149H132V147H134V145H133L134 142L132 144L130 142V145H129L127 143V141L125 142L123 140L124 139V137H123L124 135L122 133V130L124 131V133H127V130L130 131L131 129H135L140 124H142L141 123L142 122V118H144L145 115L147 116L148 113L149 114L150 113L151 114L152 113L153 114L161 113V112L155 111L153 109L147 108V106L144 104L147 101L139 100V99H135L134 98L133 91H132V89L130 87V85L133 82V77H132L133 71L130 70V71H128V72H126L124 74H121V75H119L117 77H116V75H114L115 73H113L114 72L113 70H116L117 65L121 64ZM132 63H135V60H132ZM69 65H71V68H69L70 67ZM34 66L36 67V69H34ZM80 67H79L78 70H80ZM45 68L49 69V71L46 70ZM52 69H55V70H52ZM67 69H68V71H66ZM70 69H71V71H70ZM72 69H74V70H72ZM31 70H33V71H31ZM82 70L83 69H81L80 71H82ZM35 71H37V73H38V71L41 72V73L43 72V73L42 74L38 73V76L39 75L40 76L36 78L35 75H34V74H36ZM54 71L56 72V74H55ZM44 74H45V76H44ZM50 75H48V76L50 77ZM62 75H63L64 78L62 77ZM64 75L66 76V78H65ZM105 75H106V77H105ZM48 76H47V78H48ZM29 78H27L29 81H27V79H26V81L28 83L34 84L33 82H30ZM40 78H41V80H40ZM114 78H116V79H114ZM37 88L38 89L41 88L40 91L37 90ZM32 93H33V95H32ZM25 94H26L27 97L25 96ZM34 94H36V95H34ZM143 101H145V102H143ZM28 111H26V113ZM33 112L31 113V111H30L29 113L30 114H34ZM29 113H28V115H30ZM95 113L97 115L101 116L100 120H93L92 119V116ZM36 114H38V116ZM39 114H41V115H39ZM85 114H88V115H85ZM161 114H163V113H161ZM34 116L32 115V117H34ZM85 116H86V118H85ZM87 116H88V118H87ZM106 117L107 118L110 117V118H108L110 122L107 121L108 119ZM85 119H88V120H85ZM59 121H62V123H60ZM73 122H74V124H73ZM130 122H133V124L131 125ZM117 123H119L120 125L119 124L117 125ZM116 125L118 127V131H117ZM61 126L63 127V129L61 128ZM60 129H62V131H63L62 133H60L61 132ZM110 129H111V132H110ZM113 129H114V131H113ZM49 130H47L46 132H48ZM115 131L118 132L119 136H118V134ZM49 132L47 134L44 133V136H43L44 139H46L47 135L53 133V131H52V133L51 132L49 133ZM86 133H90V134L86 135ZM114 134L116 136H114ZM111 135L116 137L118 140L116 138H114L113 136H111ZM77 136L78 135H76L75 137H77ZM83 136L86 137V138L88 137L89 141L87 139H85ZM82 137L86 141L82 140L81 139ZM42 138L40 140H38L39 143L43 142ZM113 139L115 141H113ZM122 141H124L123 145H122V143H123ZM172 142H174V143H172ZM125 143H127L128 145L125 144ZM166 143H168V144H166ZM172 144H173V147L171 148ZM161 145L166 146V147H163ZM169 145H170V147H169ZM122 146H124L125 148H123ZM130 146H131V148H130ZM160 147H163V148H160ZM167 147H169V149H167ZM58 148L61 149L60 150L61 153L63 152L62 155H61V153L59 151L57 152ZM173 148H174V150H173ZM64 150L65 151L67 150V151L64 152ZM69 150H70V153L68 152ZM125 150H126V152H125ZM164 150H165V152H164ZM39 151L42 152V150H39ZM80 151H82V152H80ZM167 151H169V152H167ZM52 152H54L53 153L54 155L52 154ZM55 152H56L57 156L55 155ZM67 152L70 155H68ZM27 153L30 154L32 157L31 156L27 157V155H28ZM58 153H59V155H58ZM66 153H67V155H66ZM150 153H152V152L150 151ZM44 154H47V152H45ZM114 154H115L116 158L114 157ZM50 155L51 156L53 155V157H56V158H58V156H60L59 157L60 160H59V158L58 159H54L53 157H52L53 158L52 159ZM76 155L77 156L79 155L78 156L79 159L77 158ZM35 156H36V158H34ZM67 156H70V159H68ZM167 156H169V157L167 158ZM29 157H30V159H29ZM41 157H43V156H41ZM133 157L136 158L134 155H132V160L134 159ZM170 157H172V158H170ZM75 158H77L78 160L75 159ZM162 158H164V159H162ZM173 158L176 161H174ZM38 159H40L41 161H39ZM84 159H86V160L88 159L86 161V165L87 166L84 165L85 164ZM169 159H171L170 162H169ZM49 160L52 161V162H50ZM57 160H59V162ZM66 160L67 161L69 160L68 163L65 162ZM76 160H77V162H76ZM42 161H48V162L52 163V165L50 164L48 169H43V167L41 166V164L43 163ZM55 161H57L56 163L58 165H60L62 168H63V166H65V163H66L68 166H65V167L71 168L70 169L71 172H69V170L65 171L67 169V168L65 169V167H64L65 170L64 169L62 170V168L60 166H59V168H57V166H56L57 164L54 165L55 169H52L53 168V164L55 163ZM133 161L135 162L136 160L134 159ZM81 162L84 163V164L82 163L83 166L82 165H79V166L78 165L77 166L73 165V164H81ZM108 162H106V163H108ZM118 164H119V162H118ZM69 165H71V167ZM72 166L75 168V170H74V168ZM50 167H52V168H50ZM78 167H82V168L83 167L84 168L89 167V168L83 170L84 168L81 169V168H78ZM72 168H73V170H72ZM50 169H52V170H50ZM56 169H58V170H56ZM76 169H78L79 171H77ZM35 170L37 172L39 170L40 173L39 172L38 173L39 174L42 173V174L39 175V174H37V172L35 173L34 172ZM47 170H50V171H47ZM55 170L56 171L60 170L61 173H62V171H65V173L63 172V175H62L60 172H57L58 173L57 174V173H55L56 172ZM80 170H81V172H80ZM87 170H89V171L91 170L90 172L93 173V174H91ZM44 171H45V174H44L45 178H43L44 177L43 176V172ZM51 171H54V172L51 173ZM113 171H115V172H113ZM153 171L154 172L157 171V172L153 173ZM49 172L51 173V175L53 174L52 176H54V173H55V175L59 176V177H57L58 180H56V177H53V178H55V179H53L52 176L49 174ZM73 172H75V173H73ZM31 173H32L33 177H31V175H30ZM46 173L49 175L48 176L49 178L46 176L47 175ZM69 173H73V175L69 174ZM78 173H80V174H78ZM128 173H131L130 176L128 175ZM22 174H21V176H22ZM74 174H76L75 175L76 176L75 179L78 177V179H77L78 181L74 180V177H73ZM64 175L65 176L67 175L66 177L68 178L67 180H69V181L65 180L66 177ZM102 175L104 176V178H101ZM9 176H10L9 177L10 179H15V178L12 177L13 175L11 173L9 174ZM38 176H39V178H38ZM61 176H62V178L60 179ZM71 176L73 178L69 179V177H71ZM90 176H91L90 179L87 178V177H90ZM94 176H96V175H94ZM133 177H135V178H133ZM46 178L49 179L48 183H47L48 179H46ZM107 178L110 179V181ZM33 179H30V180H33ZM38 179L41 181V183H40V181ZM85 179H88V180L84 181ZM106 179H107L108 184H106L107 183ZM130 179H132V180L130 181ZM90 180H93V181L91 182ZM176 180H177V182H176ZM54 181L58 182V184L60 186L57 183H55ZM161 181L163 182L164 186L162 185V183L160 184ZM12 182H14V181H12ZM85 182H86V184L88 186L86 184H84ZM94 182H96L97 184L96 183L94 185L91 184V183H94ZM110 182H112V183H110ZM155 182H157V184ZM164 182H165V184H164ZM173 182L176 183V184L174 185ZM69 183H71L72 185L76 184L75 185L76 187L74 186L75 187L74 188ZM121 183H122V185H121ZM123 183H124V185H123ZM167 183H169V184H167ZM204 183L206 184V186L204 185ZM13 184L15 185L16 181ZM158 184H160L162 187L160 188V186ZM78 185H79L80 190L78 188ZM115 185H117V187ZM68 186H70V187H68ZM95 186L97 187L98 190L96 189ZM100 186H102V187H100ZM61 187L65 188V189H62ZM71 187H73V189ZM93 187H95V188H93ZM156 187L160 188V192L158 191V189ZM56 188H57V191L55 190ZM58 188H59V190H58ZM105 188H108L109 190L105 189ZM45 189H43V190H45ZM88 189L91 190L92 192L89 191ZM154 189H156V190H154ZM64 190L67 191V192H65ZM167 190H168V192H167ZM59 191H61V192L59 193ZM156 191H158L159 193L156 192ZM54 192H56V193H54ZM93 192L97 196H95L94 194H93L94 195L93 196L92 195ZM75 194L77 196H75ZM79 194H80V196H79ZM135 194H136V196H135ZM73 195H74V197H73ZM82 195H84V196H82ZM100 195L102 196V198H101ZM98 196H99L100 200H99ZM129 196H132L131 198H133V200H132L133 203L131 202V204L128 202V200H126ZM205 196H207L208 198L210 197L209 200L212 199L211 200V202H212L211 205H214V206H213V208L211 209V211L209 213L201 214L199 211H201L202 209H203L202 211H204V210L206 211V209H207V206L205 205L206 203L204 202L205 201V199H204ZM65 197H67V199ZM68 197L72 198V200H73V198H75V199L72 201ZM78 198L83 203H81L80 201L78 202V200H79ZM93 199H95V200H93ZM103 199H104V201H103ZM65 200H67L68 203H70L71 205L67 204V201L65 203ZM76 200H77V203L75 202ZM84 202H86V203H84ZM94 202H96V203L94 204ZM159 202H161V203H159ZM166 202L173 203V205H171L172 207L171 206H165L164 207V205H166ZM73 203L76 205L75 207H73L74 206ZM79 203H81V204H79ZM99 203H100V205H98ZM154 203H156V204H154ZM88 204L91 205L92 207L89 206ZM240 204L242 206L244 204L245 208L244 209L240 208L239 207ZM84 205L86 206L87 209L85 208ZM153 205H155V207ZM150 206H152L153 208L150 207ZM93 207H95V208H93ZM130 207H132V208L135 207L134 208L135 210L140 209V211H139L140 214L141 213L144 214L146 211H150L151 210L150 212H152V215H155V216H156V213H157V216H160V215L164 216L165 214L166 215H171V213L169 211H167V210H175V211H178V212H184L186 209L189 208V213H190V215L192 214L191 217H195V216H198V215L203 216L204 219L206 220L205 223H207L208 225H210V224L213 225L214 224L216 226L218 224V225H225V226H233L231 229H233V228L234 229L230 230V228H225V227H216L214 229H210L208 227L206 228L205 225H201L200 224V226L196 228V232L194 231L192 233L182 234L183 236L180 233H178V234H176V233L174 234V233H171V232L169 233V231H166V232H168V234L167 233L155 234L153 231H151V232L150 231H148V232H139V231L133 232V230H132L131 231L132 234H131V233H128V232H130V229H131L130 227H128L129 225L124 224L125 219H126V217L124 216V212L126 211L127 208H130ZM256 208L257 209H259V208L262 209L261 210V212H262L261 214L262 215H258V216L254 215V214L257 213L256 212V210H257ZM102 209L104 211V214L107 213L108 215L107 214L104 215ZM106 209H112V210L109 213V211L106 210ZM75 210H77V211H75ZM94 210H96V211H94ZM97 210H98V213H97ZM195 211H196V213H195ZM82 212H83V214H81ZM89 212H91V213L89 214ZM118 212H120V213H118ZM72 213H74V214H72ZM111 215H113V217H115L114 218L115 221L117 220L118 216L121 217V215H123V217H121L122 219L117 220V221L121 222V224H117L116 225V223H107V222H105L106 218L108 219V216L111 217L109 219H113V217ZM114 215H117V217L114 216ZM70 217H71V219H69ZM85 217H87V218H85ZM94 217H96V218H94ZM98 217H101V218H98ZM56 218L58 220H60V224H61V222L63 223V224H61L63 230H61L62 229L61 225L60 224L58 225L59 221L55 220ZM72 218L73 219L75 218V220H73ZM97 218H98L99 221L97 220ZM253 219H260L262 221L259 224L260 226H258L257 228L255 227L256 225H254V226L252 225L251 226L250 223L252 221H254ZM64 220H66V221L64 222ZM80 220H82V221H80ZM123 220H124V222H122ZM188 220H190V219H188ZM232 220H235V224L233 222L234 225L232 224ZM240 220H241V222H239ZM55 221L56 222L58 221V222L56 223ZM88 221L89 222L92 221V222L89 223ZM248 221H250L249 224H247ZM69 222L72 223V224H70ZM76 222H77V225H76ZM39 223L41 225H43L44 228H41L43 226L38 225ZM78 223L82 224L83 226L78 224ZM229 223H231V224H229ZM50 224H51V226H50ZM56 224L58 225V228H57ZM108 224L111 225V226H109ZM123 224H124V226H123ZM242 224H244V225H242ZM46 225L49 227L50 230L47 229L48 227H45ZM236 225L237 226L239 225L240 227H237ZM126 226H127V228H126ZM163 226H165L166 228L167 227L168 228L169 227L173 228L174 226L175 227H181V224H179V225L175 224L174 225V223H166V225L164 224ZM191 226L186 225V227H185V225H184V227L182 229H190V230H192L193 225H191ZM51 227H52V229H51ZM40 228L43 229V230H41ZM78 228H79V232H78ZM96 228H97V230H96ZM102 229H104L105 231L102 230ZM199 230L201 232L197 233ZM46 231H47V233H48V231L49 232L51 231L55 235H53L52 233H48L49 235L48 234L44 235V232L46 233ZM64 231H66V233ZM237 231H238V233H237ZM56 233H58L59 235H56ZM81 233L83 235H81ZM120 234L123 235L124 237L121 236ZM203 234H204V236H203ZM239 234L245 236V238H242V239L238 240V237L240 238ZM257 234H258V236H257ZM46 235L49 238L45 237ZM117 235L121 236V238L120 237L118 238ZM53 236H54V238H53ZM61 236H62V238H61ZM201 236L204 237V238L200 239V238H202ZM100 237H102L101 240L99 239ZM259 237H261L260 238L261 241L259 240ZM198 238H199V240H198ZM55 239H57L58 242H56ZM49 240H50V242H49ZM104 240H105L106 245L103 243ZM204 240H206V241L204 242ZM99 241H101V242H99ZM122 241L125 244L128 243V242L131 243V244H128L129 246L127 245L129 248H127L126 245L123 244ZM201 242H203V244ZM215 242H218V241L215 240ZM229 242H231V241H229ZM229 242L226 243L227 247L230 245ZM60 243L62 244V246H61ZM111 244H113V245L111 246ZM226 244H221L220 245V246L225 248L224 250L222 249V247H221V249H219L220 248L219 245L215 246L216 244H213V248L214 249L218 248V249H215V250L212 249L213 251L212 250L211 251L213 253H217L218 254L217 258L221 255L219 257L220 259H218V260H220V262L218 264H220V263L221 264H230L237 257V255H236V254H238L237 250H235L233 247H231L232 245L229 246L228 249H227V247H225ZM118 245H119V247H118ZM47 247H46V250L48 249ZM110 247H113V248H110ZM199 247H200V249H199ZM109 248L112 249V250H110ZM117 248H118L119 252H118V250H116ZM122 248L125 251H123ZM232 248H233V250H232ZM196 249H197L198 253H196ZM198 249L200 251H198ZM221 250H223V251H221ZM72 252L74 253V255H73ZM111 252L113 253V256H111L112 255ZM224 252H226V253H224ZM41 253H42V250L39 251V254H41ZM106 253H108V254H106ZM191 253H192V255H191ZM219 253H220V255H219ZM232 254H233V256H232ZM122 255H120L121 258H122ZM221 258H223V259H221ZM119 259H120V257H119ZM231 259H232V261H231ZM87 261L89 263H87ZM174 264H176V263H174Z\"/></svg>",
    "mask_w": 264,
    "mask_h": 264
},
{
    "label": "built area",
    "instance_id": "2783aa9c",
    "mask_svg": "<svg viewBox=\"0 0 264 264\" xmlns=\"http://www.w3.org/2000/svg\"><path fill=\"white\" fill-rule=\"evenodd\" d=\"M232 6L238 16L235 33L244 42L242 52L223 42L221 49L167 50L140 41L134 31L135 37L121 49L122 59L138 62L130 85L134 98L161 113L264 122V47L255 52L254 43L251 47L247 40L264 19V0H234ZM224 33L228 39L233 35L231 30ZM227 58H243L247 64L239 67ZM74 103L85 111H111L114 98H105L100 89L84 84Z\"/></svg>",
    "mask_w": 264,
    "mask_h": 264
}]
</instances>
